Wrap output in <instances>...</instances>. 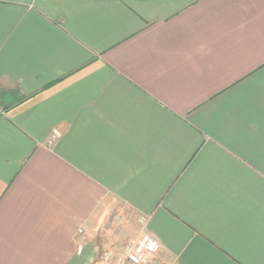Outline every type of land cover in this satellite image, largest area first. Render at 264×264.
<instances>
[{
  "label": "crops",
  "instance_id": "0c3cea01",
  "mask_svg": "<svg viewBox=\"0 0 264 264\" xmlns=\"http://www.w3.org/2000/svg\"><path fill=\"white\" fill-rule=\"evenodd\" d=\"M0 106V264H264V0H0Z\"/></svg>",
  "mask_w": 264,
  "mask_h": 264
},
{
  "label": "built area",
  "instance_id": "2783aa9c",
  "mask_svg": "<svg viewBox=\"0 0 264 264\" xmlns=\"http://www.w3.org/2000/svg\"><path fill=\"white\" fill-rule=\"evenodd\" d=\"M5 110L0 106V117ZM56 135L49 140L52 143ZM160 250L159 243L144 234L139 239L133 240L120 254L108 253L104 256V264H166L157 259Z\"/></svg>",
  "mask_w": 264,
  "mask_h": 264
},
{
  "label": "rangeland",
  "instance_id": "374dc122",
  "mask_svg": "<svg viewBox=\"0 0 264 264\" xmlns=\"http://www.w3.org/2000/svg\"><path fill=\"white\" fill-rule=\"evenodd\" d=\"M122 222V220L120 219H115V221L112 223V229L109 231V234L112 233V235H110L111 237L109 238L107 235L104 234V231L103 230H98L96 232V234H98V236H96L98 239H100V237H102V239H105L106 241L108 242H112V240L116 237V238H119V233H120V230L119 228H116L114 229V224H120ZM129 224H130V227L134 226V221H129ZM135 229V226L134 228ZM131 231V229H130ZM116 234V235H115ZM102 235V236H101ZM134 238V237H133ZM132 237H128L123 243H120L119 246L117 247H110V248H107L105 247L104 249H99L98 252H97V255H96V262L97 263H102L104 264V256L105 254H108V253H116V254H120L124 248L129 245L134 239Z\"/></svg>",
  "mask_w": 264,
  "mask_h": 264
}]
</instances>
